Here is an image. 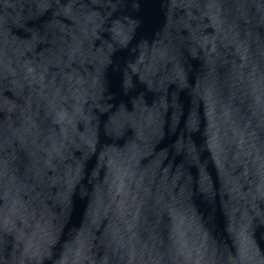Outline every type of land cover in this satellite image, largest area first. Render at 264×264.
I'll use <instances>...</instances> for the list:
<instances>
[{"label":"water","instance_id":"95a60500","mask_svg":"<svg viewBox=\"0 0 264 264\" xmlns=\"http://www.w3.org/2000/svg\"><path fill=\"white\" fill-rule=\"evenodd\" d=\"M0 264H264V0H0Z\"/></svg>","mask_w":264,"mask_h":264}]
</instances>
